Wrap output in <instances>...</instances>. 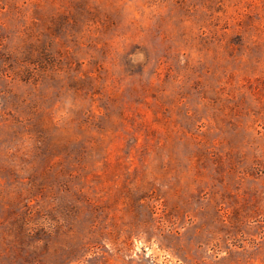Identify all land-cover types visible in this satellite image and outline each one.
<instances>
[{
    "label": "rangeland",
    "instance_id": "obj_1",
    "mask_svg": "<svg viewBox=\"0 0 264 264\" xmlns=\"http://www.w3.org/2000/svg\"><path fill=\"white\" fill-rule=\"evenodd\" d=\"M0 264H264V0H0Z\"/></svg>",
    "mask_w": 264,
    "mask_h": 264
}]
</instances>
